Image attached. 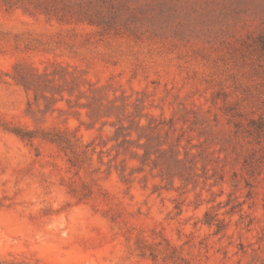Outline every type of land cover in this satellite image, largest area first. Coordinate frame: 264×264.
I'll return each mask as SVG.
<instances>
[{"label":"rangeland","instance_id":"1","mask_svg":"<svg viewBox=\"0 0 264 264\" xmlns=\"http://www.w3.org/2000/svg\"><path fill=\"white\" fill-rule=\"evenodd\" d=\"M262 35L264 0H0V260L264 264Z\"/></svg>","mask_w":264,"mask_h":264},{"label":"trees","instance_id":"2","mask_svg":"<svg viewBox=\"0 0 264 264\" xmlns=\"http://www.w3.org/2000/svg\"><path fill=\"white\" fill-rule=\"evenodd\" d=\"M259 44L261 48L264 50V35L261 36L259 39ZM240 123H237L236 126L240 127ZM249 134H254L256 142L260 143L262 138H264V117L259 116L258 119L251 118L249 120L248 129ZM17 135H19L22 138H31L34 134L30 131H22L17 130L15 132ZM48 136H44L50 141L54 142L60 150L66 152L67 150L73 151V145L74 143L69 138L67 132L65 131H55L51 134H47ZM70 161V158H69ZM207 223H209L208 220H205ZM0 264H9L6 261L0 260Z\"/></svg>","mask_w":264,"mask_h":264}]
</instances>
